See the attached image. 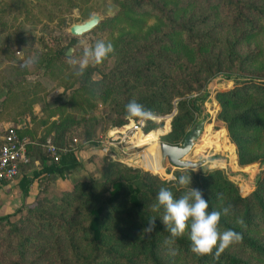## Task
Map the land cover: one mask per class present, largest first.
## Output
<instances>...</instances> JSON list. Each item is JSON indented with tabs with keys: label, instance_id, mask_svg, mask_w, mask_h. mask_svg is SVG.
Masks as SVG:
<instances>
[{
	"label": "rangeland",
	"instance_id": "374dc122",
	"mask_svg": "<svg viewBox=\"0 0 264 264\" xmlns=\"http://www.w3.org/2000/svg\"><path fill=\"white\" fill-rule=\"evenodd\" d=\"M252 1L257 4L264 2V0ZM163 2L165 0H160V3ZM205 10L212 14L210 19L198 27L200 31L213 23H219V30L215 36L221 41L232 39L239 33L240 29L231 27L229 18L215 2L204 5L201 2L190 1L182 15L195 17ZM120 13L121 8L114 0H0V134L15 122L25 123L33 130L36 140L44 137L43 146L46 150V144L52 141L56 129L68 121L71 130L66 133V142L59 149L75 147L81 143V150H84L81 154L82 167L63 177L52 175L48 180H37L35 192L31 195L32 200L27 203L22 201L11 210L13 212L21 205L31 206L35 199H44L43 202L54 203L63 214V218L69 220L70 229L67 233L62 227L57 226L56 228L53 226L50 231L47 228L39 230L34 227L33 220L26 221L25 216L13 217L11 220L17 222L24 233L33 236L32 240L27 242L26 249L18 250L25 262L32 260V264H74L69 256L72 251L70 247L73 245L79 251H87L88 245L85 241L87 235L80 232L79 228L81 225H86L89 216L75 213L71 206L95 205L106 195L110 187V179L123 181L132 178L133 174L124 167L149 171L161 180L172 179L175 171H183L171 166L167 160H161L159 141L171 140L168 133L171 130V120L177 113V103L180 100L200 96L206 93L207 89L209 93L205 102L199 106L200 112L194 113L197 117L196 123L205 121L204 129L191 151L184 156L185 160L192 162L203 159L200 166L190 169L191 178L192 173L200 174L214 167L222 168L224 175L234 182L240 193L244 195L252 189L258 175H264V161H255L247 165L239 164L235 154V144L230 141L223 124L216 119L219 109L215 98L216 90H225L233 86V80L227 79L225 77L227 73L223 71L216 72L199 91L175 96L171 101L173 109L170 112L165 114L150 112L158 119L153 121L155 125H151L147 133L144 131L136 134L135 142L143 146L133 153L132 166L123 163L118 169L110 166L113 161L100 153L95 142L102 139L110 127H114L113 119L121 107L119 93L123 92L131 101L148 93L154 87L143 79L122 77L113 73L112 69L118 66L120 59L125 56L123 53L130 51L137 43L149 42L159 31L156 29L158 21L150 12L133 13V18L142 19L144 22L140 29L124 23L119 18ZM94 14L99 16V22L91 31L77 36L69 33L68 29L73 23L83 22ZM253 34L240 41L236 51L244 53L252 50L258 54L257 62L252 66V69L258 72L259 64H262L264 59V23L261 22L259 29ZM243 35L242 33L239 38ZM118 37L128 39L125 47L120 48L118 52L116 50L115 54H110L103 64L89 66L83 76L75 74L76 67L69 63L70 59H78L84 49L93 46L97 41L112 43ZM72 38L74 42L70 43ZM221 44L217 45L221 46ZM59 46L65 47L64 52L69 47L72 48L71 54L64 53L63 57L59 56V60L46 65L45 54L54 53ZM152 61V56L151 58L142 56L133 59L129 67L133 70L140 67L144 75L152 73L148 77L155 79L158 73L141 67ZM155 62L160 63L157 59ZM163 66L168 68V75L173 81L185 75V70L183 71L179 66H170L168 63H163ZM90 68L93 71L89 74ZM90 84L96 93L85 91V86L89 87ZM170 86L173 89L175 85ZM101 92H108L105 101L99 97ZM169 114H172L171 119L167 117ZM130 119L136 120L127 117L126 122ZM147 120L149 119H146V127L149 125ZM169 122L170 128L164 133L165 126ZM233 154L236 155V162L233 161ZM30 164L26 167L27 171L38 166L36 162ZM146 179L149 180L148 177ZM91 180L104 185V190L94 197L83 194L82 191L85 183ZM1 201L0 199V205ZM148 210L154 213L149 206ZM106 223L109 226L127 225L126 221L119 219L114 213ZM6 230L7 225L0 224V237L4 236ZM184 236L188 237V234ZM251 236L264 243L263 235L251 233ZM134 237L138 242L133 244V248L113 238L109 239L108 243H113L115 249L122 254L133 255L134 264H152L143 255L145 248L141 246L140 233L135 232ZM173 248L176 254L171 256L161 242L158 253L166 264H202L191 252ZM18 251L14 256L18 255ZM224 253L246 260L250 264H264V259L238 243L230 246ZM103 264L123 263L107 260Z\"/></svg>",
	"mask_w": 264,
	"mask_h": 264
},
{
	"label": "trees",
	"instance_id": "16d2710c",
	"mask_svg": "<svg viewBox=\"0 0 264 264\" xmlns=\"http://www.w3.org/2000/svg\"><path fill=\"white\" fill-rule=\"evenodd\" d=\"M114 1L121 8L119 18L130 27L140 29L144 24L142 19L133 18V13L150 12L158 21L156 25L158 33L153 35L149 42L137 43L130 51L123 53L125 56L120 59L118 66L112 69L113 73L122 77L130 76L133 79H143L146 83L154 86L151 91L134 98V100L144 105L153 114H165L173 109L171 101L175 96L199 91L205 87L208 79L216 72H226L225 77L233 80V86L225 90H216L215 98L219 104L216 119L223 124L230 141L235 144V154L240 165H247L255 161L263 162L264 59H262V64H259L260 71L257 72L252 69V66L257 62L258 54L252 50L244 53L236 50L240 41L251 37L253 32L259 29V24L264 23V2L257 4L252 0H165L163 3H160V0ZM190 1L201 2L204 5L215 2L224 15L229 18L231 27L240 29L239 33L235 34L232 39L221 41L215 36L219 30V23H213L200 31L198 27L210 19L212 13L205 10L204 13L195 17L183 16L182 12L186 10ZM242 33L244 35L239 38ZM127 41L128 39H120V37L113 40L114 52L112 54L125 47ZM73 42L74 38L70 43ZM220 43H222L221 46L217 45ZM64 49L65 47L59 46L54 53H46L45 64L49 65L52 61L59 60V56L63 57ZM142 56L153 57L152 62L141 67L158 73L155 79L148 77L152 73L144 75L140 67L137 70L129 67L133 59ZM155 59L160 63H156ZM163 63L179 66L183 71L185 70L184 77L173 81L168 75V68H165ZM92 71L93 69L90 68L88 73L90 74ZM171 84L175 85L173 89H171ZM85 91L96 93L91 84L89 87L85 86ZM208 93L209 89L200 96L180 100L177 103V113L171 120V130L168 133L171 139L168 141L169 144H181L190 127L196 123L197 117L194 116V113L200 112L199 106L205 102ZM99 94H101L99 97L105 101L108 92ZM119 100L121 107L113 119L114 127H119L127 121L125 105L129 99L126 94L121 92ZM153 121L155 120H147L149 125L146 127L145 123L143 127L145 133L150 130L151 125H155ZM69 125L70 123L65 121L56 129L51 141L56 148L59 149L65 144L66 133L71 130ZM13 126L21 138L27 139L26 151L30 158L29 163L20 166L18 174L25 173L28 170L26 167L36 161L39 162V167L31 170L32 178H36L38 181L48 180L52 175L63 177L82 167L81 143L75 147L67 148L66 152L62 153L58 160H55L43 146L44 137L36 140L33 130L25 123L18 121ZM4 131L0 134V145ZM95 143V146L98 147V142ZM235 154L232 157L234 162H236ZM110 166L118 169L122 164L113 161ZM124 168L132 173L133 177L123 181L115 178L110 179V187L106 195L101 197L95 205L76 204L71 206L75 213L89 216L86 225H81L79 228L80 232L87 235L85 241L88 249L86 252H82L71 245L72 251L69 256L74 264H103L107 260L134 264L133 255L122 254L115 249L113 243H108V240L113 238L133 248V244L138 242L134 237L135 232H139L141 235V246L145 248L143 253L145 258L152 264H166L158 252L161 242L170 233L160 220L162 211L152 213L148 210V206L155 203L161 187L171 190L177 198L185 192L191 191L192 187L199 189L204 198L208 200L210 211L219 210L220 202L217 196L223 194L224 205H231V211L229 215L221 216L219 230L223 232L232 229L241 234L242 240L238 244L264 259V243L262 244L251 236V233L264 236V175H258L252 189L243 195L238 186L224 175L223 169L218 167L209 169L206 173H192L191 183L184 186L179 184V179L181 176L190 177L191 170L189 168H179L183 171H175L173 178L168 180H161L149 171ZM22 180H26V177L23 176ZM6 182L7 180H3L0 181V184ZM103 190L104 185L93 180L85 183L82 188L83 194H89L92 197L100 194ZM43 200L35 199L34 206L21 205L11 213L0 214V224L7 225L4 236L0 237V264H32L33 262L32 260L23 261L22 254L18 251L26 249L27 242H30L33 236L30 233H24L22 227L11 220L15 216H25L26 221L33 220L34 227L39 230L47 228L50 231L57 226L62 227L64 232H69V220L63 218V214L54 203L43 202ZM112 213L126 221L127 225H107L106 221ZM154 217L156 218L154 231L148 234L143 230L147 227L149 220ZM240 221L242 223H239ZM173 247L191 252L190 240L186 236L177 238ZM16 251H18V255L14 256ZM56 253L59 255L57 249ZM195 258L202 264H250L246 260L224 252L218 259L214 255L199 258L195 256Z\"/></svg>",
	"mask_w": 264,
	"mask_h": 264
},
{
	"label": "clouds",
	"instance_id": "9594fccd",
	"mask_svg": "<svg viewBox=\"0 0 264 264\" xmlns=\"http://www.w3.org/2000/svg\"><path fill=\"white\" fill-rule=\"evenodd\" d=\"M114 52L111 42L97 41L93 46L83 50L78 59H70L69 63L76 67L75 74L83 76L89 66H99ZM128 118L147 119L151 113L144 105L136 100H131L125 105ZM191 183V176H181V186ZM220 202L219 210H209V202L203 193L196 188L185 192L178 198L168 188L161 187L156 196L155 203L149 205L154 212H161L160 220L170 235L163 241L168 249V254L174 256L175 250L172 247L179 237L186 233L190 240V251L196 257L212 256L216 259L230 246L242 240L241 234L232 229L221 232L219 223L221 216L230 214L231 205H224L223 194H218ZM156 218L149 220L144 232L151 234L155 228ZM239 223H242L240 221Z\"/></svg>",
	"mask_w": 264,
	"mask_h": 264
},
{
	"label": "built area",
	"instance_id": "2783aa9c",
	"mask_svg": "<svg viewBox=\"0 0 264 264\" xmlns=\"http://www.w3.org/2000/svg\"><path fill=\"white\" fill-rule=\"evenodd\" d=\"M208 116L207 118H211ZM167 117L171 119L172 114ZM147 119L157 120L158 118L150 115ZM145 123L146 119L135 121L130 119L119 127H110L105 136L97 141L100 153L112 161L132 166L133 153L136 152V149L143 146L137 145L135 142L136 134L139 132L144 133L143 127ZM165 128L164 133L170 128V122ZM26 142L27 139L21 138L13 125L5 128L0 145V181L13 180L18 175L20 166L29 163L30 158L26 151ZM46 149L55 160H58L61 154L67 150L58 149L51 142L46 144Z\"/></svg>",
	"mask_w": 264,
	"mask_h": 264
},
{
	"label": "water",
	"instance_id": "95a60500",
	"mask_svg": "<svg viewBox=\"0 0 264 264\" xmlns=\"http://www.w3.org/2000/svg\"><path fill=\"white\" fill-rule=\"evenodd\" d=\"M98 22L99 16L94 14L92 17L83 22L73 23L68 30L73 36L82 35L91 31L98 24ZM71 52L72 48L69 47L65 54L70 55ZM204 122L205 121L194 123L179 145H172L165 141H159L161 160H167L171 165L178 168L192 169L200 166L203 163V159L194 162L187 161L184 159V155L191 151L195 141L198 139L201 131L204 129Z\"/></svg>",
	"mask_w": 264,
	"mask_h": 264
},
{
	"label": "crops",
	"instance_id": "0c3cea01",
	"mask_svg": "<svg viewBox=\"0 0 264 264\" xmlns=\"http://www.w3.org/2000/svg\"><path fill=\"white\" fill-rule=\"evenodd\" d=\"M82 151L84 152V150ZM36 163L39 165L38 161H36ZM23 176L26 177V180L24 181L22 180ZM31 178L32 170H29L25 173L18 174L13 180H8L6 183L0 184V199L2 200L0 213L11 212L16 204L21 203L22 201L27 203L32 200L31 195L35 192L37 179Z\"/></svg>",
	"mask_w": 264,
	"mask_h": 264
},
{
	"label": "bare ground",
	"instance_id": "6f19581e",
	"mask_svg": "<svg viewBox=\"0 0 264 264\" xmlns=\"http://www.w3.org/2000/svg\"><path fill=\"white\" fill-rule=\"evenodd\" d=\"M137 145H139L138 143H137ZM185 156V155H184Z\"/></svg>",
	"mask_w": 264,
	"mask_h": 264
}]
</instances>
